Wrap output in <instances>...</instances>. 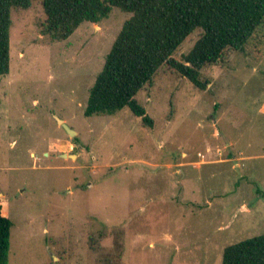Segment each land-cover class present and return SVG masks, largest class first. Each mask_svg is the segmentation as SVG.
Listing matches in <instances>:
<instances>
[{
	"label": "rangeland",
	"instance_id": "1",
	"mask_svg": "<svg viewBox=\"0 0 264 264\" xmlns=\"http://www.w3.org/2000/svg\"><path fill=\"white\" fill-rule=\"evenodd\" d=\"M130 16L113 8L59 42L42 33L40 0L11 11L0 76L8 264H221L226 246L264 235V26L201 70L203 91L162 66L136 96L151 125L127 109L87 118Z\"/></svg>",
	"mask_w": 264,
	"mask_h": 264
},
{
	"label": "trees",
	"instance_id": "2",
	"mask_svg": "<svg viewBox=\"0 0 264 264\" xmlns=\"http://www.w3.org/2000/svg\"><path fill=\"white\" fill-rule=\"evenodd\" d=\"M32 0H0V76L10 68L11 11ZM42 33L53 41L69 38L83 23L98 24L113 8L131 16L104 58L89 90L85 117L111 116L123 109L151 125L136 99L162 66L203 91L201 70L216 65L228 51L242 52L264 26V0H40ZM201 31L182 61L174 54ZM13 223L0 207V264H8ZM221 264H264V235L226 246Z\"/></svg>",
	"mask_w": 264,
	"mask_h": 264
},
{
	"label": "water",
	"instance_id": "3",
	"mask_svg": "<svg viewBox=\"0 0 264 264\" xmlns=\"http://www.w3.org/2000/svg\"><path fill=\"white\" fill-rule=\"evenodd\" d=\"M58 123L60 124V126L67 132L68 135L72 136V135H75V132L71 131V129H69L67 127V125L61 121V120H58Z\"/></svg>",
	"mask_w": 264,
	"mask_h": 264
}]
</instances>
